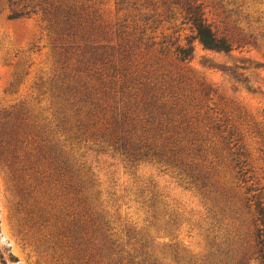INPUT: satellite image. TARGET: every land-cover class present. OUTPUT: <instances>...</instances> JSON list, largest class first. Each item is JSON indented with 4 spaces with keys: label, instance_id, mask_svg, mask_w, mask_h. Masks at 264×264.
Here are the masks:
<instances>
[{
    "label": "rangeland",
    "instance_id": "rangeland-1",
    "mask_svg": "<svg viewBox=\"0 0 264 264\" xmlns=\"http://www.w3.org/2000/svg\"><path fill=\"white\" fill-rule=\"evenodd\" d=\"M119 2L90 0L106 33L99 37L100 45L116 46L126 39L132 43L134 28L146 30L143 42L146 37L157 42L171 36L185 43L191 36L175 11L161 0ZM204 5L209 22L234 41V50L208 51L193 41L194 54L187 67L194 80L216 90L215 106L222 115L237 121L241 129L254 123L264 132V0H204ZM7 16V0H0V118L5 112L21 113L23 119L41 128L38 140L52 141L66 153L74 144L65 141L53 81L59 82L76 62H66L61 49L64 42L51 35L39 19L8 20ZM138 64L140 76L147 78L144 81L151 85L166 81L156 66L143 68L145 59L140 58ZM119 98L120 94L115 101ZM236 111L247 121L237 120ZM212 137L219 140L214 134ZM85 140L72 161L83 163L94 182L109 233L117 241L116 251L126 259L124 263L130 258L134 263L143 260L140 245H148L159 264H169V247L184 260L180 264H209L217 260L216 251L229 245L238 253L249 251L253 228L247 211L231 218L225 203L211 189L207 196L186 190L155 166L126 164L91 139ZM249 143L253 178L248 185L262 188L264 155L256 140ZM215 163L216 178L234 190L236 181L224 165L225 153ZM46 165L41 171L44 183L29 198L18 174L11 177L0 161V264H84L78 242L68 231L66 215L70 211L59 177H52Z\"/></svg>",
    "mask_w": 264,
    "mask_h": 264
},
{
    "label": "trees",
    "instance_id": "trees-1",
    "mask_svg": "<svg viewBox=\"0 0 264 264\" xmlns=\"http://www.w3.org/2000/svg\"><path fill=\"white\" fill-rule=\"evenodd\" d=\"M161 1L188 27L191 36L185 43L171 36L157 42L146 37L143 42L146 30L134 28L132 43L126 39L116 46L100 45L99 37L106 33L90 0H7L8 20L36 17L64 42L61 49L66 62H76L59 82L53 81L62 132L74 147L65 153L52 141L38 140L41 128L23 119L21 113L5 112L0 118V161L11 177L18 174L29 198L44 183L41 171L45 163L52 177H59L70 211L66 215L68 231L78 242L84 264H159L149 246L137 240L141 262L130 258L124 263L126 259L116 251L117 241L109 233L94 182L83 163L72 161L85 139L126 164L157 167L186 190L207 196L211 189L225 203L231 218L247 211L253 228L250 254L238 253L229 245L216 251L217 260L209 264H264V187L248 185L253 178L249 142L256 140L264 155V132L254 123L241 129L237 121L222 115L215 106L216 90L194 80L187 67L194 54L193 41L204 50L219 53L233 51L235 43L209 22L204 0ZM124 3L120 0L118 5ZM140 58L145 59L144 69L156 66L166 81L159 85L144 81L147 78L138 72ZM236 113L237 120L247 121ZM223 153L224 165L236 181L234 190L216 178L215 161ZM169 249V264L184 261L176 249Z\"/></svg>",
    "mask_w": 264,
    "mask_h": 264
}]
</instances>
